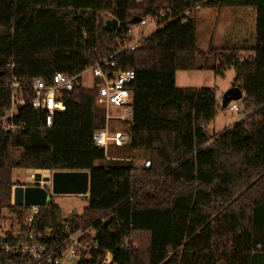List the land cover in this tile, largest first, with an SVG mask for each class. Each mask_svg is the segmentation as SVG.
<instances>
[{
  "label": "trees",
  "instance_id": "1",
  "mask_svg": "<svg viewBox=\"0 0 264 264\" xmlns=\"http://www.w3.org/2000/svg\"><path fill=\"white\" fill-rule=\"evenodd\" d=\"M199 7L255 8L254 55L202 50L193 16ZM150 16L163 25L112 59L115 70L135 72L132 121L123 124L131 142L107 152L95 144L105 112L96 87L81 77L52 126L44 110L24 106L15 118L19 132L0 135V212L23 221L30 209L14 204L22 185L15 169L87 171L81 214L65 216L52 196L34 223L38 232L51 230L55 244L68 229H93L78 264H102L107 251L115 264H264V0H0V114L14 80L30 96L34 79L75 76L110 56L133 18ZM110 19L119 21L117 30L106 28ZM211 56L216 73L234 66L244 105L242 120L213 135L207 125L223 108L216 88L176 83L178 71L207 69ZM132 151L146 153L150 167L125 157Z\"/></svg>",
  "mask_w": 264,
  "mask_h": 264
},
{
  "label": "built area",
  "instance_id": "2",
  "mask_svg": "<svg viewBox=\"0 0 264 264\" xmlns=\"http://www.w3.org/2000/svg\"><path fill=\"white\" fill-rule=\"evenodd\" d=\"M162 23L163 20L159 17L150 16L131 25L124 34L117 36V48L110 56L99 58L83 71L92 73L93 85L97 89L96 103L105 112V127L93 133V140L106 152L111 146L122 147L131 142L130 132L123 128V124L131 122L133 115L130 85L135 80V72L131 69L115 70L112 59L121 51L134 50L143 38L161 27ZM148 24H152L153 31L141 32L140 27ZM83 72L68 76L58 71L54 73L50 83L42 78L34 79L30 86V96H24L19 81L14 80L11 84L10 106L0 114V135L19 132L21 125L15 122V118L20 109L28 105L44 110L46 125L52 126L56 112L66 109L64 93L74 89ZM227 108L231 111L241 110L238 101H232ZM150 165L149 159L142 164L145 168ZM29 208L23 221L13 213L15 225L0 234V264H78L82 256L84 258L88 255L90 245L85 239L87 235L95 236L93 229H80L75 232L68 229L62 243L55 244L51 230L38 232L34 229L41 206L33 205ZM102 264H115L111 252H106Z\"/></svg>",
  "mask_w": 264,
  "mask_h": 264
},
{
  "label": "rangeland",
  "instance_id": "3",
  "mask_svg": "<svg viewBox=\"0 0 264 264\" xmlns=\"http://www.w3.org/2000/svg\"><path fill=\"white\" fill-rule=\"evenodd\" d=\"M194 19L197 22V36L199 47L207 51L211 46L220 49H226L229 53L234 49L238 50V58L243 60L245 58L254 55L252 51L253 46L256 44V9L253 7H223L221 9L213 7H199L194 13ZM245 27L247 26V40L245 41L240 34L231 33L229 29L233 26ZM140 31L143 33L152 32V24L140 27ZM249 45V46H247ZM246 46L247 49H243ZM205 61L199 59V65L204 64ZM209 68L196 69L192 71L180 70L178 71V86L179 87H213L216 88L217 99L219 103H222L224 93L233 86V82L236 76V71L233 65H228L223 74L216 73L213 67L218 64L211 56L207 60ZM82 85L85 87L93 86V76L90 71L83 72ZM238 105L241 107L239 111H231L229 108H221L217 117L207 125V132L210 135L219 133L225 128L232 127V124L238 122L244 117V105L241 101H238ZM246 115V114H245ZM112 156L120 155L119 152L111 151ZM110 156V157H112ZM131 157L135 165L140 169L145 160H148V155L144 152L132 151L130 153L125 152V157ZM43 173V172H42ZM44 175V174H43ZM35 176V170L29 172L27 169H15L13 171V180L20 182L25 186L35 187L37 183H44L50 185L51 176L45 173V177L48 179L37 180L32 178V181L28 179ZM54 201L59 205L65 216L70 215L77 211L78 214L83 212V209L88 205L87 194H58L53 195ZM26 206H33L29 202H25ZM15 225V218L13 213L8 210H2L0 212V234L10 229ZM75 264V262H72Z\"/></svg>",
  "mask_w": 264,
  "mask_h": 264
},
{
  "label": "water",
  "instance_id": "4",
  "mask_svg": "<svg viewBox=\"0 0 264 264\" xmlns=\"http://www.w3.org/2000/svg\"><path fill=\"white\" fill-rule=\"evenodd\" d=\"M140 18L135 17L131 20V24H136ZM119 21L110 19L106 21V28L117 30ZM243 98V91L238 86H232L223 95L222 107L227 108L232 101H240ZM32 172V169L28 170ZM35 172L48 173L51 176L50 185L38 183L35 187L18 185L14 188V204L25 205L29 202L32 205L44 206L48 204L53 195L58 194H88L89 193V172L87 171H64V170H41ZM33 178V177H32ZM30 177L28 180L32 181ZM49 188V189H48ZM50 190V192H49ZM26 206V205H25ZM74 214L77 211L74 210Z\"/></svg>",
  "mask_w": 264,
  "mask_h": 264
},
{
  "label": "crops",
  "instance_id": "5",
  "mask_svg": "<svg viewBox=\"0 0 264 264\" xmlns=\"http://www.w3.org/2000/svg\"><path fill=\"white\" fill-rule=\"evenodd\" d=\"M199 8H197L196 10H198ZM229 31L231 32V33H237L238 31H240V34L242 35V38L246 41L247 40V26H245V27H238V26H235V25H233L230 29H229ZM247 46H249V45H247ZM243 49H247V47L246 46H243ZM177 79H178V73L176 74V83H177V85H178V82H177ZM244 118V117H243ZM239 122V121H238ZM237 123V122H236ZM235 124V122L232 124V126ZM33 178H35L34 176H33ZM48 177H45L44 175L41 177V178H39V179H37V180H42V179H47Z\"/></svg>",
  "mask_w": 264,
  "mask_h": 264
},
{
  "label": "bare ground",
  "instance_id": "6",
  "mask_svg": "<svg viewBox=\"0 0 264 264\" xmlns=\"http://www.w3.org/2000/svg\"><path fill=\"white\" fill-rule=\"evenodd\" d=\"M43 174L45 175V173H42V172H35V176L34 177H35V179H39V178H41L43 176Z\"/></svg>",
  "mask_w": 264,
  "mask_h": 264
},
{
  "label": "flooded vegetation",
  "instance_id": "7",
  "mask_svg": "<svg viewBox=\"0 0 264 264\" xmlns=\"http://www.w3.org/2000/svg\"><path fill=\"white\" fill-rule=\"evenodd\" d=\"M37 185H38V183H37ZM49 189V188H48ZM49 192H50V190H49Z\"/></svg>",
  "mask_w": 264,
  "mask_h": 264
}]
</instances>
